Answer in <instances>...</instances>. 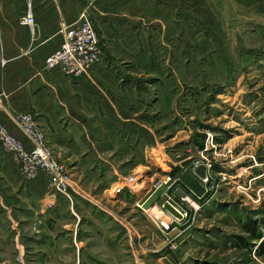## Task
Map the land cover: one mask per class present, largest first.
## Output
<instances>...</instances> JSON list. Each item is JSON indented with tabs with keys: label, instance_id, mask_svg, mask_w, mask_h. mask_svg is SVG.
I'll return each mask as SVG.
<instances>
[{
	"label": "rangeland",
	"instance_id": "obj_1",
	"mask_svg": "<svg viewBox=\"0 0 264 264\" xmlns=\"http://www.w3.org/2000/svg\"><path fill=\"white\" fill-rule=\"evenodd\" d=\"M151 1L128 12L159 25L149 43L142 36L136 84L167 87L160 104L139 107L151 133L142 157L116 173L85 165L77 176L55 154L71 200H54L47 185L24 193L1 182L0 264H264V0H166L168 10ZM89 12L80 19L93 23ZM155 207L165 223L150 217Z\"/></svg>",
	"mask_w": 264,
	"mask_h": 264
},
{
	"label": "crops",
	"instance_id": "obj_2",
	"mask_svg": "<svg viewBox=\"0 0 264 264\" xmlns=\"http://www.w3.org/2000/svg\"><path fill=\"white\" fill-rule=\"evenodd\" d=\"M139 1L0 0V125L32 148L17 126L16 115L33 114L48 146L77 176L89 164L116 173L124 170L120 164L129 159L136 163L143 155L142 138L151 134L144 133V112L139 107L160 104L166 87L161 85L160 90L158 83L150 92L135 81L134 68L146 51L142 36L149 43V33L159 30V25L128 15ZM169 2L153 0L150 5L168 10ZM29 4L36 20L33 30L20 24ZM85 10L93 15L104 61L79 78H68L60 70L48 71L46 59L60 48L64 28L76 24ZM165 50L168 60L169 50ZM155 57L154 66L160 61ZM0 171L4 175L0 183L18 184L17 191L44 192L46 188L40 177L24 190L18 168L1 149Z\"/></svg>",
	"mask_w": 264,
	"mask_h": 264
},
{
	"label": "built area",
	"instance_id": "obj_3",
	"mask_svg": "<svg viewBox=\"0 0 264 264\" xmlns=\"http://www.w3.org/2000/svg\"><path fill=\"white\" fill-rule=\"evenodd\" d=\"M20 24L34 29L36 20L31 4L21 16ZM102 58L103 50L96 29L90 18L83 15L76 24L64 28L63 42L60 48L48 56L45 68L48 71L60 70L68 78H79L88 74ZM18 123L31 140L32 148H26L21 140L1 125L0 144L19 166L23 180L33 183L43 177L49 192L54 195V200L58 197L71 200L69 171L48 146L46 135L35 117L32 114H24L20 116ZM134 183L135 179L131 178L127 184L117 189L118 193Z\"/></svg>",
	"mask_w": 264,
	"mask_h": 264
},
{
	"label": "water",
	"instance_id": "obj_4",
	"mask_svg": "<svg viewBox=\"0 0 264 264\" xmlns=\"http://www.w3.org/2000/svg\"><path fill=\"white\" fill-rule=\"evenodd\" d=\"M196 174L201 178V179H205L207 177V168L204 165H201L200 167H198L196 169ZM165 208L174 216H176L177 218H181L182 215L170 204V203H166L165 204Z\"/></svg>",
	"mask_w": 264,
	"mask_h": 264
},
{
	"label": "trees",
	"instance_id": "obj_5",
	"mask_svg": "<svg viewBox=\"0 0 264 264\" xmlns=\"http://www.w3.org/2000/svg\"><path fill=\"white\" fill-rule=\"evenodd\" d=\"M246 229L253 234L254 239L260 240L262 238L260 234H258L256 226L254 227L253 225L250 224L249 227L246 226ZM240 241L244 243L243 245L247 246L245 240L241 238ZM262 251H263L262 253H264V243L262 244Z\"/></svg>",
	"mask_w": 264,
	"mask_h": 264
},
{
	"label": "bare ground",
	"instance_id": "obj_6",
	"mask_svg": "<svg viewBox=\"0 0 264 264\" xmlns=\"http://www.w3.org/2000/svg\"><path fill=\"white\" fill-rule=\"evenodd\" d=\"M144 209V208H143ZM150 217L154 220H163V214L161 213V211L157 210L156 207L151 211L150 213ZM163 222L165 223V221L163 220ZM166 225V224H165Z\"/></svg>",
	"mask_w": 264,
	"mask_h": 264
}]
</instances>
